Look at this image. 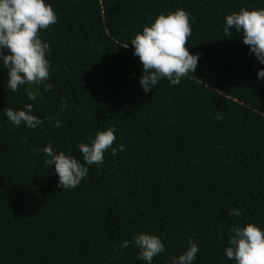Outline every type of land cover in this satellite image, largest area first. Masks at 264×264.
I'll return each mask as SVG.
<instances>
[{
  "label": "trees",
  "instance_id": "16d2710c",
  "mask_svg": "<svg viewBox=\"0 0 264 264\" xmlns=\"http://www.w3.org/2000/svg\"><path fill=\"white\" fill-rule=\"evenodd\" d=\"M45 2L57 15L40 32L51 48L54 88L41 85L35 101L25 95L28 85L11 91L0 60V264H147L134 245L119 247L141 232L164 243L152 264H170L189 238L199 247L194 264H235L224 252L232 227L254 223L264 231V64L249 55L241 33L226 35L222 25L241 8L264 9V0ZM178 9L190 14L196 71L145 93L131 40ZM26 104L44 120L35 129L4 114ZM109 127L116 129L112 148L124 151L114 157L110 148L78 187L59 188L41 149L51 143L84 163L78 144Z\"/></svg>",
  "mask_w": 264,
  "mask_h": 264
},
{
  "label": "clouds",
  "instance_id": "9594fccd",
  "mask_svg": "<svg viewBox=\"0 0 264 264\" xmlns=\"http://www.w3.org/2000/svg\"><path fill=\"white\" fill-rule=\"evenodd\" d=\"M190 19V14L182 9L167 15L160 13L154 22L144 26L142 33L137 32L131 40L133 55L142 63L140 84L145 93L165 78L176 86L187 78L189 72L195 73L200 55H192L188 50V38L192 34ZM56 23L57 15L45 0H0V60L8 69L7 88L16 92L20 86L28 85L25 95L32 101L39 96L41 85L46 92L54 88V85L47 83L50 62L46 56L51 53V48L42 41L40 32ZM222 26L226 35H232V28L241 33L243 43L250 47L249 55H254L259 63L264 64V9L241 8L239 12L227 15ZM260 80H264V69L258 71V82ZM66 108L67 101L62 98L61 109ZM33 110V104H26L22 110L14 111L6 107L3 111L16 127L24 124L35 129L44 120L33 115ZM223 118L222 113L217 111L215 119L222 121ZM46 119L52 123L51 117ZM60 126L61 121L57 119L54 127ZM115 132V127H109L98 131L90 144H78L84 163L63 151L57 154L51 143L42 148L41 151L49 157L44 160V166L49 169L55 166V174L59 177L58 187L63 190L78 187L88 174V166L104 162L106 151L111 148L114 157L119 151H124L123 144L118 149L112 148L116 140ZM230 215L240 217L241 212L232 209ZM231 233L229 246L224 249L229 260L235 261V264H264V231L260 227L247 223L240 227L233 226ZM130 244L140 250L138 259L147 264H152L153 258L165 251L159 237L143 232L133 236L130 241L125 240L119 247L127 248ZM198 252L197 242L189 238L188 249L178 257L171 258L170 264H194Z\"/></svg>",
  "mask_w": 264,
  "mask_h": 264
}]
</instances>
